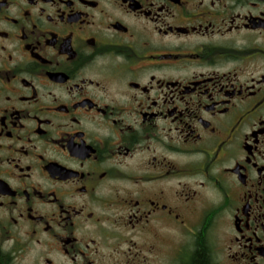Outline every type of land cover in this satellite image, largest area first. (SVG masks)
<instances>
[{
  "label": "flooded vegetation",
  "instance_id": "1",
  "mask_svg": "<svg viewBox=\"0 0 264 264\" xmlns=\"http://www.w3.org/2000/svg\"><path fill=\"white\" fill-rule=\"evenodd\" d=\"M199 246L264 264V0H0V264Z\"/></svg>",
  "mask_w": 264,
  "mask_h": 264
},
{
  "label": "rangeland",
  "instance_id": "2",
  "mask_svg": "<svg viewBox=\"0 0 264 264\" xmlns=\"http://www.w3.org/2000/svg\"><path fill=\"white\" fill-rule=\"evenodd\" d=\"M163 232L165 233V235L163 236L161 234L160 237H159L160 238V245H162V240H163V242L168 243L169 238H172V236L171 235H168L167 232H165L164 230H163ZM121 236L124 237V235H121ZM134 239L135 240H140L141 238L140 237H134ZM127 246H126V243H123V241H122L121 249H126ZM156 249L159 250L158 247H156ZM103 252L106 254L105 259L111 260V258H113V257H111V254H110V253H112L110 247L107 248V249H105ZM143 253L146 254V255L149 254V252H148V245L147 244L145 245V248H144ZM115 259L118 260V259H120V257L114 258L113 260H115ZM136 261H137L138 264H142V260H136ZM136 261H135V264H137ZM106 264H111V261L110 262L107 261ZM115 264H120V263H115ZM154 264H167V263L164 261V258H160V260L158 262H155Z\"/></svg>",
  "mask_w": 264,
  "mask_h": 264
},
{
  "label": "trees",
  "instance_id": "3",
  "mask_svg": "<svg viewBox=\"0 0 264 264\" xmlns=\"http://www.w3.org/2000/svg\"><path fill=\"white\" fill-rule=\"evenodd\" d=\"M191 264H213L209 253L205 250L203 246H199L195 253V256Z\"/></svg>",
  "mask_w": 264,
  "mask_h": 264
}]
</instances>
